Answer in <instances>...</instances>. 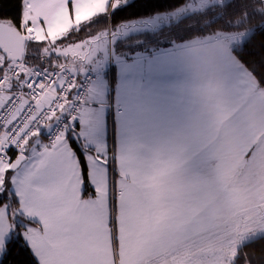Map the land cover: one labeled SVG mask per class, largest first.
Returning <instances> with one entry per match:
<instances>
[{"label":"snow or ice","instance_id":"snow-or-ice-1","mask_svg":"<svg viewBox=\"0 0 264 264\" xmlns=\"http://www.w3.org/2000/svg\"><path fill=\"white\" fill-rule=\"evenodd\" d=\"M128 4L0 16V264L13 248L28 264H253L264 71L245 50L264 0L113 23Z\"/></svg>","mask_w":264,"mask_h":264},{"label":"trees","instance_id":"trees-1","mask_svg":"<svg viewBox=\"0 0 264 264\" xmlns=\"http://www.w3.org/2000/svg\"><path fill=\"white\" fill-rule=\"evenodd\" d=\"M180 2L181 0H129V4L112 17V22H119L123 18L146 16L157 11L162 12ZM18 4L19 0H0V16L15 18L19 13ZM262 58H264V35L258 33L245 50V59L250 66L257 65L259 74L264 71V67H261ZM262 246L264 241L249 246V251L254 248L256 253L253 264H264ZM13 254L15 259L10 256L6 264H28L30 256L26 251L13 248Z\"/></svg>","mask_w":264,"mask_h":264}]
</instances>
